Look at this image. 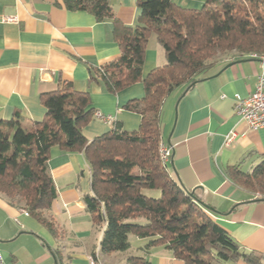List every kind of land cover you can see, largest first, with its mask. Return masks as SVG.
I'll return each mask as SVG.
<instances>
[{
  "label": "crops",
  "instance_id": "obj_1",
  "mask_svg": "<svg viewBox=\"0 0 264 264\" xmlns=\"http://www.w3.org/2000/svg\"><path fill=\"white\" fill-rule=\"evenodd\" d=\"M110 2L120 22L135 23L137 0ZM175 2L187 8L201 5V0ZM119 54L111 19L97 21L90 12L68 10L62 0H0V120L15 112L41 120L46 109L40 94L71 83L74 89L89 92L93 110L112 116L125 130L137 129L140 115L123 106L144 95L142 82L116 93L99 79L89 82L92 69ZM165 61L163 48L151 35L142 76ZM261 70L260 60L250 54L236 59L232 53L219 55L200 81L167 97L162 139L172 146L167 162L170 175L200 195L207 205L205 212L242 249L261 254L264 260V200L237 187L226 174L228 166L238 163L241 169L245 164L251 169L264 155V128L250 129L233 109L235 96H248ZM111 125L93 118L82 131L91 140ZM228 134L233 138L226 143ZM48 166L57 197L47 215L57 234L24 214L18 199L0 193V250L6 264H91V257L95 264H131V256L143 257L145 264H185L163 246L145 251L147 238L134 235L129 236L126 251L100 253L104 225L92 224L82 199L90 191V167L84 154L52 146Z\"/></svg>",
  "mask_w": 264,
  "mask_h": 264
},
{
  "label": "trees",
  "instance_id": "obj_2",
  "mask_svg": "<svg viewBox=\"0 0 264 264\" xmlns=\"http://www.w3.org/2000/svg\"><path fill=\"white\" fill-rule=\"evenodd\" d=\"M66 9L111 19L119 56L91 70L108 91L142 82L144 95L123 108L140 115L138 128L125 130L120 121L88 140L82 129L93 118L87 90L71 83L40 94L45 107L41 120L15 112L0 120V193L18 199L28 215L53 234L57 228L47 215L57 197L48 159L52 146L80 151L90 167V191L83 195L93 225H104L99 252L126 251L129 236L147 238L143 249L163 246L185 264H264L263 256L242 249L201 205L196 191L186 188L160 163L163 105L175 90L190 89L222 54L241 58L264 54V0H204L199 8L175 0H137L133 25L120 22L110 0H62ZM151 35L164 50L165 63L142 76L144 54ZM185 88V89H186ZM226 174L239 188L264 200V155L244 171L240 163ZM158 191L152 196L146 191ZM58 256V250H54ZM94 259V258H93ZM131 264H145L131 256Z\"/></svg>",
  "mask_w": 264,
  "mask_h": 264
},
{
  "label": "built area",
  "instance_id": "obj_3",
  "mask_svg": "<svg viewBox=\"0 0 264 264\" xmlns=\"http://www.w3.org/2000/svg\"><path fill=\"white\" fill-rule=\"evenodd\" d=\"M251 57L257 58L261 62V66H264V54L252 53ZM224 97V95H222ZM234 112L243 120L247 126L252 130H258L264 128V71L261 70L256 74L255 85L253 91L246 97H240L238 95L234 98ZM93 116L95 119L101 120L107 124H112V116L105 115L99 110H94ZM233 134H228L225 137V142L228 143L232 140ZM172 146L166 143L162 138L158 143V155L160 163L167 165L171 157ZM24 214H28L22 209ZM0 264H6L3 255L0 250ZM91 264L94 263L93 257H91Z\"/></svg>",
  "mask_w": 264,
  "mask_h": 264
},
{
  "label": "rangeland",
  "instance_id": "obj_4",
  "mask_svg": "<svg viewBox=\"0 0 264 264\" xmlns=\"http://www.w3.org/2000/svg\"><path fill=\"white\" fill-rule=\"evenodd\" d=\"M204 3V0H201V5ZM200 5V6H201ZM242 169L244 170V171H248V170H250V165H248V164H245L243 167H242ZM146 193L147 194H149V195H152V196H158V191H146Z\"/></svg>",
  "mask_w": 264,
  "mask_h": 264
},
{
  "label": "water",
  "instance_id": "obj_5",
  "mask_svg": "<svg viewBox=\"0 0 264 264\" xmlns=\"http://www.w3.org/2000/svg\"><path fill=\"white\" fill-rule=\"evenodd\" d=\"M187 90V88L185 89V91ZM192 191H194L193 189H192ZM200 203H201V205H203L204 207H207V205L203 202V201H200ZM213 210V209H212Z\"/></svg>",
  "mask_w": 264,
  "mask_h": 264
}]
</instances>
